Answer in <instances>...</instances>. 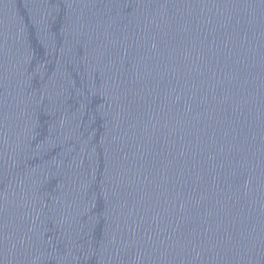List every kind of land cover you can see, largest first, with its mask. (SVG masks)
<instances>
[{"label": "water", "instance_id": "95a60500", "mask_svg": "<svg viewBox=\"0 0 264 264\" xmlns=\"http://www.w3.org/2000/svg\"><path fill=\"white\" fill-rule=\"evenodd\" d=\"M0 184L23 264H264V0H0Z\"/></svg>", "mask_w": 264, "mask_h": 264}]
</instances>
